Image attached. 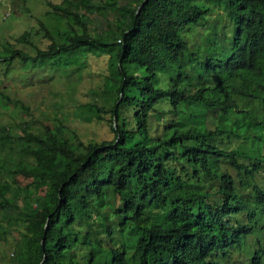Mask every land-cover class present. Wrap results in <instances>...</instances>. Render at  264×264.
<instances>
[{
	"label": "trees",
	"instance_id": "1",
	"mask_svg": "<svg viewBox=\"0 0 264 264\" xmlns=\"http://www.w3.org/2000/svg\"><path fill=\"white\" fill-rule=\"evenodd\" d=\"M46 5L69 29L0 35V106L28 111L3 83L27 66L75 85L103 54L85 106L108 131L0 124L13 264H264V0Z\"/></svg>",
	"mask_w": 264,
	"mask_h": 264
},
{
	"label": "rangeland",
	"instance_id": "2",
	"mask_svg": "<svg viewBox=\"0 0 264 264\" xmlns=\"http://www.w3.org/2000/svg\"><path fill=\"white\" fill-rule=\"evenodd\" d=\"M48 9L46 0H0V35L13 42L25 30H29L32 34L30 38L38 45L45 46L47 40L40 38L41 36L36 33L41 24H44L55 37H58L61 31L69 29L66 20L47 13ZM91 30L93 31L92 28ZM86 61L89 67L75 85L66 79H58L54 73L43 78L37 76V71L40 70L37 64L27 66V71L34 75H29L31 77L24 84L20 80L21 73L10 75L11 77L3 82L5 91L11 98H19L29 109L22 111L18 106H0V124L20 121L38 124V119L52 123L57 119L66 125V135L73 131L83 137L102 138L107 135V126L90 120L85 106L93 97V94L88 92L89 89L95 87L102 78L99 71L107 73V56L96 54ZM13 181L20 186L28 183L22 176H16ZM2 230L0 264H13V244L19 239L20 233L16 228L6 227Z\"/></svg>",
	"mask_w": 264,
	"mask_h": 264
}]
</instances>
